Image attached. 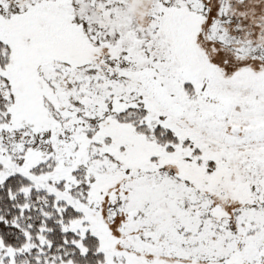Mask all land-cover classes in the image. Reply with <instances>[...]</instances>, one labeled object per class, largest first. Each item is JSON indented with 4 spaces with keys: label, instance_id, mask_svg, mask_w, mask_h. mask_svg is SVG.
<instances>
[{
    "label": "snow or ice",
    "instance_id": "1",
    "mask_svg": "<svg viewBox=\"0 0 264 264\" xmlns=\"http://www.w3.org/2000/svg\"><path fill=\"white\" fill-rule=\"evenodd\" d=\"M0 264H264V0H0Z\"/></svg>",
    "mask_w": 264,
    "mask_h": 264
}]
</instances>
